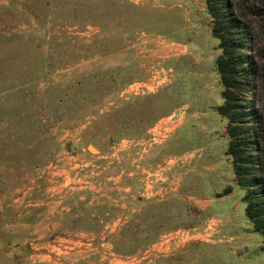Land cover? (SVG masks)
Returning a JSON list of instances; mask_svg holds the SVG:
<instances>
[{
    "label": "rangeland",
    "instance_id": "obj_1",
    "mask_svg": "<svg viewBox=\"0 0 264 264\" xmlns=\"http://www.w3.org/2000/svg\"><path fill=\"white\" fill-rule=\"evenodd\" d=\"M218 44L204 0H0V264H264ZM245 78L258 202L264 83Z\"/></svg>",
    "mask_w": 264,
    "mask_h": 264
},
{
    "label": "trees",
    "instance_id": "obj_2",
    "mask_svg": "<svg viewBox=\"0 0 264 264\" xmlns=\"http://www.w3.org/2000/svg\"><path fill=\"white\" fill-rule=\"evenodd\" d=\"M218 2L226 7L220 9ZM204 3L210 19V34L219 41L220 54L216 57L215 65L223 88V103L218 107V114L226 121L227 154L231 159L236 184L245 192V215L254 230L263 237L264 249V194L260 193L258 202L253 201L249 186L260 181L252 171L254 163L241 141L246 125L241 119V112L237 111L239 93L242 90L245 92L249 83L247 78L242 82L241 76L251 75L253 80L264 83V72L259 70L256 61L263 56V48L260 42L256 43L251 37L255 36V31L257 35L263 34L264 26L260 29L250 28L247 23V18L253 16L264 24V0H204ZM250 39L254 41V49L253 54L247 55L242 50ZM248 175H251L250 179H247Z\"/></svg>",
    "mask_w": 264,
    "mask_h": 264
},
{
    "label": "crops",
    "instance_id": "obj_3",
    "mask_svg": "<svg viewBox=\"0 0 264 264\" xmlns=\"http://www.w3.org/2000/svg\"><path fill=\"white\" fill-rule=\"evenodd\" d=\"M181 8H182V7H181ZM205 12H206V10H205ZM206 14H207V13H206ZM162 182H164V183H166V184H167V183H168V184H169V183H170V184L172 183V181H171V182H167V181H165L164 179H162ZM159 189H160V188H159Z\"/></svg>",
    "mask_w": 264,
    "mask_h": 264
}]
</instances>
